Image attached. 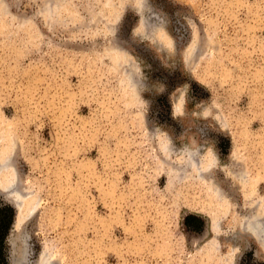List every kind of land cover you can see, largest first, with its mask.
<instances>
[{
    "label": "rangeland",
    "instance_id": "obj_1",
    "mask_svg": "<svg viewBox=\"0 0 264 264\" xmlns=\"http://www.w3.org/2000/svg\"><path fill=\"white\" fill-rule=\"evenodd\" d=\"M2 160L6 264L264 263V0H0Z\"/></svg>",
    "mask_w": 264,
    "mask_h": 264
},
{
    "label": "bare ground",
    "instance_id": "obj_2",
    "mask_svg": "<svg viewBox=\"0 0 264 264\" xmlns=\"http://www.w3.org/2000/svg\"><path fill=\"white\" fill-rule=\"evenodd\" d=\"M162 39V38H161ZM160 49V48H159ZM161 52V51H159ZM177 99V98H176ZM173 112L175 114L179 113V102L177 104H175L174 108H173ZM188 143V142H187ZM191 143V142H190ZM185 145V144H184ZM189 147V146H188ZM194 148V147H193ZM171 149V148H170ZM191 149V148H190ZM197 149V148H196ZM187 150V149H186ZM170 151V150H169ZM181 151V150H180ZM178 152V151H177ZM191 154V153H190ZM199 154V153H198ZM193 156V155H192ZM205 157V156H204ZM185 159V157H184ZM195 159V158H194ZM186 160V159H185ZM192 161V160H191ZM10 164L8 163V161L6 162V160H2V162L0 163V195L4 196L7 192L10 193H14L16 195V188L14 187V183H15V174L16 171L13 170V168H9ZM214 164L213 162L206 161V162H202V163H196V167H195V174L196 176H198V178L202 179L204 177V175L208 174L211 172V169H213ZM17 176V174H16ZM208 178V177H207ZM206 178V179H207ZM15 190V191H14ZM220 190V189H219ZM212 192L216 195V196H220L219 195V191L216 188H212ZM19 194V193H18ZM209 194V193H208ZM20 195V194H19ZM211 195V194H210ZM14 198H10V199H6L9 203H11V205L18 210L19 213H22L21 217L23 216V212H28L29 216L28 218L26 217V219H29L33 212L35 211V206L32 207L30 205L29 202H24V204L18 205V203H20L19 201H17L15 199V196L13 194ZM22 197V196H21ZM18 198V197H17ZM248 198V197H247ZM22 201V200H21ZM259 201V200H258ZM260 202V201H259ZM256 208V209H255ZM255 212L253 214V216L245 219L244 221V226H243V230L248 233L249 235H251V237L256 241V243L262 248L263 253H264V206L262 205L260 206H256ZM24 217V216H23ZM18 219V218H17ZM25 217L22 220H26ZM18 225V226H17ZM22 223L21 224H17L16 223V227L21 228ZM214 228V232H216L215 226ZM243 233V232H242ZM15 238H11L10 243L11 245L14 247L15 245ZM23 249V248H22ZM25 254V253H24ZM22 255V254H21ZM15 262L19 261L20 256L15 254ZM226 264V263H225Z\"/></svg>",
    "mask_w": 264,
    "mask_h": 264
},
{
    "label": "trees",
    "instance_id": "obj_3",
    "mask_svg": "<svg viewBox=\"0 0 264 264\" xmlns=\"http://www.w3.org/2000/svg\"><path fill=\"white\" fill-rule=\"evenodd\" d=\"M12 213V208L9 205L0 203V264H6L4 258V241L10 228Z\"/></svg>",
    "mask_w": 264,
    "mask_h": 264
},
{
    "label": "water",
    "instance_id": "obj_4",
    "mask_svg": "<svg viewBox=\"0 0 264 264\" xmlns=\"http://www.w3.org/2000/svg\"><path fill=\"white\" fill-rule=\"evenodd\" d=\"M18 205H21L22 206V204H20V203H18Z\"/></svg>",
    "mask_w": 264,
    "mask_h": 264
}]
</instances>
